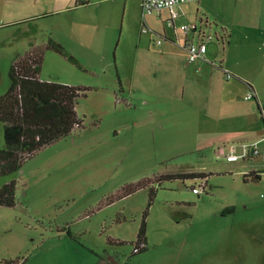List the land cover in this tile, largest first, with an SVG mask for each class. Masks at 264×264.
<instances>
[{"label":"rangeland","instance_id":"1","mask_svg":"<svg viewBox=\"0 0 264 264\" xmlns=\"http://www.w3.org/2000/svg\"><path fill=\"white\" fill-rule=\"evenodd\" d=\"M119 10L116 22L95 35L96 54L78 52L79 66L55 53L44 57L42 80L87 89L76 104L82 125L0 176V187L16 182L14 207L0 206V264H264V163L225 159V146L243 143H222L209 133L208 115L196 108L199 97L186 92L182 102L180 83L154 61L168 42L140 35V16L121 26ZM193 10L194 3L173 8L178 32L194 20ZM163 11L167 17L144 21L169 35L170 12ZM196 18L207 66L229 72L220 57L230 28L201 8ZM13 56L0 48V95L10 85ZM156 104L162 119L139 109ZM252 171H262L259 180ZM187 173L205 179L165 178ZM200 184L204 191L193 194ZM144 213L146 249L132 254Z\"/></svg>","mask_w":264,"mask_h":264},{"label":"crops","instance_id":"2","mask_svg":"<svg viewBox=\"0 0 264 264\" xmlns=\"http://www.w3.org/2000/svg\"><path fill=\"white\" fill-rule=\"evenodd\" d=\"M193 3L194 20L201 8L214 16L225 31L226 27L230 28L227 46L220 59L231 78L227 79L220 69L209 68L206 61L188 64L185 52L179 47L185 36L177 31L175 22L173 26L169 23V19L167 22L172 29L169 35L153 31L168 42L154 61L167 67V73L172 75V83H180L182 102L186 92L193 99H202L198 98L196 108L208 115L209 133L218 141L258 143L264 133L257 107L258 104L264 105V0H198ZM120 5L121 26L130 22L135 15L136 18L140 16L141 28V0H0V48L15 56L40 51L43 63L47 53L58 54L49 47L51 42H55L78 61L80 50L85 54H96L91 48L93 40L96 42L98 39L94 37L100 35L102 27L116 22ZM193 12L182 16L192 15ZM162 15L167 17L168 12L163 11L155 16L161 18ZM140 43L141 38L138 40ZM230 47H234L236 52ZM60 56L67 60L65 56ZM232 63L238 69H234ZM60 83L68 85L66 81ZM205 86L208 87L207 93ZM120 92L124 91L120 88ZM249 92L254 94L251 100L245 99ZM190 103H193L192 100ZM159 107L156 104L139 109L150 118L158 116L160 119L162 114Z\"/></svg>","mask_w":264,"mask_h":264},{"label":"trees","instance_id":"3","mask_svg":"<svg viewBox=\"0 0 264 264\" xmlns=\"http://www.w3.org/2000/svg\"><path fill=\"white\" fill-rule=\"evenodd\" d=\"M222 41L224 42V37ZM49 47L79 66V62L59 44L51 42ZM41 64L40 51L29 52L23 56L16 55L11 59L10 85L0 95V122L3 125L4 141V146L0 149V176L18 171L23 162L36 152L68 136L82 125L76 113V104L80 96H85L87 89L60 82L42 81L39 77ZM257 107L259 112L264 110V105L258 104ZM260 118L264 129V118L261 114ZM261 172L252 171L248 175L252 180H259ZM165 178H205V174H175ZM15 186L16 182L10 181L0 187V206L14 207ZM153 195V191H150L149 200ZM145 217L146 213L133 243V249L137 243H142L143 247L136 252L132 250V254L146 249Z\"/></svg>","mask_w":264,"mask_h":264},{"label":"built area","instance_id":"4","mask_svg":"<svg viewBox=\"0 0 264 264\" xmlns=\"http://www.w3.org/2000/svg\"><path fill=\"white\" fill-rule=\"evenodd\" d=\"M198 0H141V33L151 34L155 37V43L160 45L162 40H165V37L158 36L154 34L152 30H150L145 24V17L149 15H158L162 10H168L170 12L169 23L174 25V16H173V8L177 6H181L184 4H189L193 2H197ZM205 25H207L206 21H203ZM202 24V20L195 19L190 24H184L180 27V30L184 33V41L179 44V47L185 52L186 61L188 64H193L198 60L205 61V53L207 51L206 40L204 39V31L201 30L200 25ZM204 25V26H205ZM190 34L191 37L188 38L187 35ZM223 40V36L220 37ZM212 65L215 63L211 62ZM232 75L229 72H225V77L228 79ZM254 94L249 92L245 99H253ZM117 102H120L119 99H116ZM261 117L264 118V110L260 111ZM261 143L264 146V133L262 138L258 143L253 144H230L227 149V155L225 159L229 162H234L239 159L250 158V157H259L260 160L264 163V149L262 151L256 148L257 144ZM240 148L241 151L237 152V148ZM191 191L195 195H200L204 191L203 185H195L191 187ZM142 243H137L136 247L133 249V252H136L138 249L142 248Z\"/></svg>","mask_w":264,"mask_h":264}]
</instances>
